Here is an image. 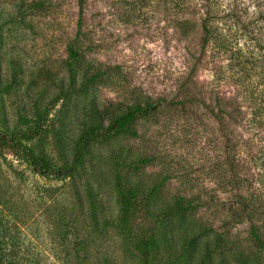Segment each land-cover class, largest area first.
Returning <instances> with one entry per match:
<instances>
[{"label":"rangeland","instance_id":"374dc122","mask_svg":"<svg viewBox=\"0 0 264 264\" xmlns=\"http://www.w3.org/2000/svg\"><path fill=\"white\" fill-rule=\"evenodd\" d=\"M80 20L86 62L108 74L54 106ZM146 98L158 108L139 118L138 135L95 144L75 178L39 174L0 144V264H139L115 227L117 147L151 159L147 181L170 176L161 203L177 193L196 200L186 222L202 224L205 264H264L251 236L252 226L264 233V0H86L83 13L79 0H0V131L38 122L26 149L60 165L88 102Z\"/></svg>","mask_w":264,"mask_h":264},{"label":"trees","instance_id":"16d2710c","mask_svg":"<svg viewBox=\"0 0 264 264\" xmlns=\"http://www.w3.org/2000/svg\"><path fill=\"white\" fill-rule=\"evenodd\" d=\"M79 1L83 13L86 0ZM205 29L206 34L211 35L208 24ZM83 39L80 20L76 37L67 45L69 85L67 88L61 87L54 106L57 101L69 98L77 90L93 92L92 88L103 83L108 74L101 65L95 66L86 62L85 54L91 50V44ZM79 71L82 72L81 77H78ZM157 108V103L151 98L112 104L103 109L96 101L88 102L86 114L80 120V131L74 142L71 157L61 158L60 165H55L47 157L25 148L22 141L29 140L32 135L38 133V122L28 130L0 131V144L23 152L39 174L75 178L80 170L85 169L95 144L108 142L122 135L137 136L136 124L139 118L153 113ZM52 110L53 108H49L45 111L46 117ZM41 118L42 115L39 116L40 121ZM110 159L112 186L119 205L115 227L127 240L134 255L138 256L139 264H205L211 250L207 244L203 255L198 254L200 249L197 239L202 224L195 219L190 223L186 222L188 215L197 212L196 200L177 193L161 203L162 198L166 199L163 193L170 176L160 174L154 177L152 182L147 181L143 172L145 166L151 162L149 157L136 154L128 148L123 150L117 147L112 151ZM89 198L92 202V213L97 217L95 213L98 202L91 191ZM214 236V246L222 247L225 242L223 236L216 232ZM251 236L256 246L264 250V233L258 227L252 226ZM242 264H245L244 260Z\"/></svg>","mask_w":264,"mask_h":264}]
</instances>
